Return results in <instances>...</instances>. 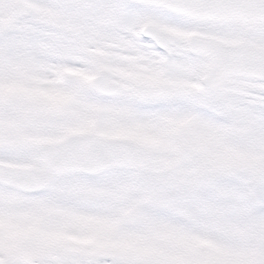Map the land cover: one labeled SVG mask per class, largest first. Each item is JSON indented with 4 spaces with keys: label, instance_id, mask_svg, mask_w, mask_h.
Masks as SVG:
<instances>
[{
    "label": "snow or ice",
    "instance_id": "6c2138e0",
    "mask_svg": "<svg viewBox=\"0 0 264 264\" xmlns=\"http://www.w3.org/2000/svg\"><path fill=\"white\" fill-rule=\"evenodd\" d=\"M0 264H264V0H0Z\"/></svg>",
    "mask_w": 264,
    "mask_h": 264
}]
</instances>
